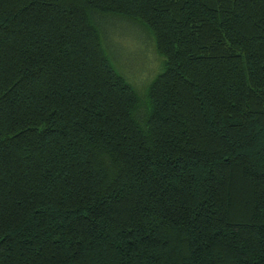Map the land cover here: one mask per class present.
<instances>
[{"label":"trees","instance_id":"obj_1","mask_svg":"<svg viewBox=\"0 0 264 264\" xmlns=\"http://www.w3.org/2000/svg\"><path fill=\"white\" fill-rule=\"evenodd\" d=\"M0 264H264V0H0Z\"/></svg>","mask_w":264,"mask_h":264},{"label":"rangeland","instance_id":"obj_2","mask_svg":"<svg viewBox=\"0 0 264 264\" xmlns=\"http://www.w3.org/2000/svg\"><path fill=\"white\" fill-rule=\"evenodd\" d=\"M100 23L106 32L105 47L114 67L144 96L145 87L161 68L153 39L140 24L126 17L117 16Z\"/></svg>","mask_w":264,"mask_h":264}]
</instances>
